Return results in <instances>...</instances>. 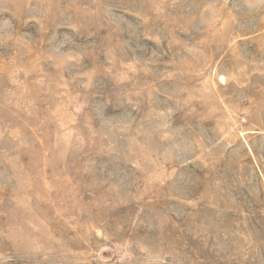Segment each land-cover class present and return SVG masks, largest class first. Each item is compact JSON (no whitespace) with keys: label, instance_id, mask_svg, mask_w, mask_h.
<instances>
[{"label":"rangeland","instance_id":"rangeland-1","mask_svg":"<svg viewBox=\"0 0 264 264\" xmlns=\"http://www.w3.org/2000/svg\"><path fill=\"white\" fill-rule=\"evenodd\" d=\"M0 264H264V0H0Z\"/></svg>","mask_w":264,"mask_h":264}]
</instances>
